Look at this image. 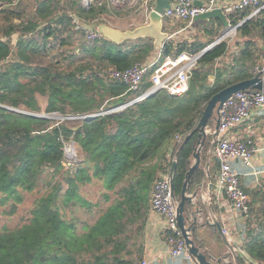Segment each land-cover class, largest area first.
I'll use <instances>...</instances> for the list:
<instances>
[{
	"label": "trees",
	"instance_id": "16d2710c",
	"mask_svg": "<svg viewBox=\"0 0 264 264\" xmlns=\"http://www.w3.org/2000/svg\"><path fill=\"white\" fill-rule=\"evenodd\" d=\"M23 1L0 0L6 4L0 10L1 201L20 202L21 191L35 189L46 171L52 178L46 180L49 191L31 207L29 221L0 232V264H138L128 250L127 227L144 217L155 183L170 175L175 158L173 192L180 199L197 145L195 128L208 101L219 90L253 78L264 59V8L249 19L252 7L227 15L231 26L247 19L236 30L231 61L216 67L229 51L228 42L216 44L199 59L183 95L161 90L120 112L72 119L132 100L127 86L106 77L103 69L125 70L158 55L161 63L182 52L199 53L224 26L217 19L193 21L212 39L201 43L170 38L155 50L149 38L122 44L104 37L88 41L74 30L73 16L112 24L106 18L113 12L111 0H98L88 8L83 0H33L31 13ZM170 22L166 18L164 28L174 34ZM151 72L143 90L150 86ZM38 95L47 97V113L59 112L65 120L53 122L9 109L40 114ZM71 141L83 158L68 168L64 148ZM208 147L205 144L192 185L204 177ZM57 175L61 182L54 180ZM93 181L100 182L109 204L89 222L79 211L90 214L92 204L79 190ZM253 212L256 227L243 247L264 263V205L257 211L251 205Z\"/></svg>",
	"mask_w": 264,
	"mask_h": 264
},
{
	"label": "built area",
	"instance_id": "2783aa9c",
	"mask_svg": "<svg viewBox=\"0 0 264 264\" xmlns=\"http://www.w3.org/2000/svg\"><path fill=\"white\" fill-rule=\"evenodd\" d=\"M19 0H13L17 3ZM98 0H83L85 7H89ZM142 3L150 11L155 8L153 0H134ZM155 2V1H154ZM153 2V3H154ZM201 2L199 6L196 3ZM263 0H228L221 6L218 0H173L169 8L162 12L164 21L168 18L171 21L192 22L194 18L202 13L208 12L215 7H220L226 16L230 13L240 11L246 7L254 8L253 16L264 8ZM6 4L0 2V10ZM73 28L78 32H83L88 41H97L103 38L102 33L91 28L83 19L78 16L72 18ZM199 53L182 52L178 56H168L159 63L160 55L148 59L143 63H135L132 67L125 70L109 68L103 74L111 80L123 82L131 92L133 98L131 101L113 107L102 113L88 114L72 119H87L97 117L107 113H116L124 110L133 103L142 101L153 94L163 90L171 95H183L189 89L190 79L193 70L196 68L199 59ZM156 65V67H155ZM151 72L149 77L150 86L143 90L145 78ZM255 75L264 73V59L254 69ZM252 110L264 111V92L262 91H240L229 97L222 105L219 113V129L215 144V157L219 160V171L217 185L225 194L233 208L239 211L243 216H250L251 198L242 188L238 174L232 168V160L238 159L244 165L251 166V160L258 148L255 140L246 138L242 140L234 139L228 136V131L240 125L249 116ZM73 141L65 145V167H73L77 163V151ZM179 199L174 195L171 187L170 176H162L154 185L150 207L153 212L166 220V231L168 233L167 242L170 246V253L173 257L184 256L191 264H199L195 258L188 252L183 233L178 226L177 205ZM223 235L228 244L235 243V237L223 227ZM241 241L236 244L234 253L244 264H264L258 260L252 259L245 251ZM235 257V255H234ZM236 259V258H235ZM234 259V260H235ZM228 264L229 260H225Z\"/></svg>",
	"mask_w": 264,
	"mask_h": 264
},
{
	"label": "crops",
	"instance_id": "0c3cea01",
	"mask_svg": "<svg viewBox=\"0 0 264 264\" xmlns=\"http://www.w3.org/2000/svg\"><path fill=\"white\" fill-rule=\"evenodd\" d=\"M170 1L173 2V0ZM227 1L218 0V4L221 6ZM111 3L114 7L113 10L117 11L124 6H127V9H133L135 12L141 10V22L144 24L148 22L150 10L142 3L134 2V0H111ZM215 25H217L216 22ZM113 27L125 30L122 26ZM222 65L216 64V67ZM212 80L213 78H211ZM213 122L215 123V121ZM213 126V123L209 124L208 130L213 131ZM227 134L234 139L252 138L256 142L258 150L251 160V166L244 165L238 159L232 160L231 164L233 170L238 174L242 188L251 198L252 209L257 211L264 205V111L252 110L245 121L229 130ZM204 149L205 146L202 148L201 154ZM203 163L204 173L208 169L210 178L203 183V189L200 190L197 197L193 198L194 209L189 203L186 204V210H193L199 218V227L195 232H192V238L209 260L211 258L222 259V264H224V261L228 259L229 263L234 262L236 264L234 253L226 246L217 228L210 226L207 221H210L211 214H214L223 227L235 237V243L231 245L235 247L240 241L244 243L245 240L250 239L249 233L256 227V214L253 212L250 216L245 217L233 208L217 185L220 164L215 156L208 159L206 153V159ZM201 180L191 186L190 194ZM210 183L213 184L211 190ZM144 214L142 219L129 224L127 227L128 250L132 257L137 259L138 264H191L184 256L173 257L171 255L170 246L167 242L166 220L152 211L150 202L147 204Z\"/></svg>",
	"mask_w": 264,
	"mask_h": 264
},
{
	"label": "water",
	"instance_id": "95a60500",
	"mask_svg": "<svg viewBox=\"0 0 264 264\" xmlns=\"http://www.w3.org/2000/svg\"><path fill=\"white\" fill-rule=\"evenodd\" d=\"M153 4L155 8L150 11L148 15L147 23L132 29H125V30L117 27H112L106 24H102L99 26V31L102 33L104 38L111 40L117 44H122L129 40H136L138 38H149L153 41L154 49L160 50L164 45V43L171 38L169 32L165 31L164 18L162 17L163 10L170 7L171 1L155 0ZM196 4L199 6L202 5L201 2H198ZM252 16L253 14H251L247 19H249ZM210 19H217L221 21L225 29H231V30H237V28L244 21L247 20L245 19L237 26H231L229 24L226 14L218 6L213 8L212 10H209L208 12L196 16L194 18V21L210 20ZM226 33L227 32H225L219 38V40L209 44L205 49H203L200 52V55L203 56L207 51H209L212 47L218 44L219 43L218 41H220L224 36H226ZM256 90L264 92V76L262 73L256 74L251 79L236 82L219 90L208 101L204 109L203 115L200 118L195 128V132L197 133V145L194 150L192 164L186 173L183 190L181 193V197L179 199V203L177 205V216H178L177 220H178V226L183 233V237L185 239L188 252L195 258V260L199 264H222L223 262L222 259L211 258V260H209V258L201 251V247L197 246L195 240H193L192 238V232H195L199 227V218L196 212H194L193 210L191 209L186 210V204L189 203L191 207L194 209L195 204L193 203V198L197 197L200 190L203 189L204 186L203 183L209 180L210 174L207 169L204 178L201 180V182L195 185V190L192 192V194H190V189L192 186V176L194 172L201 165V151L206 143L208 142L210 143V147L207 152L208 159L215 156L214 149H215L216 137L220 122L219 113L223 103L229 97H231L233 94L237 92L256 91ZM9 109L15 112L25 113L31 116L45 118L43 114H32L18 109H12V108ZM213 121H215V128L213 129V131H210L208 130V126L209 124L213 123ZM176 165H177V160L175 158L169 175L172 190H173V174ZM209 186L211 190L213 188V184L210 183ZM207 222L209 223L210 226L217 228L226 246H228L231 252L234 253V248L227 243L226 238L223 235V225L217 220L215 215L211 214L210 221ZM234 255H235L234 258H236L235 259L236 264H244L240 259H238V256L235 253Z\"/></svg>",
	"mask_w": 264,
	"mask_h": 264
},
{
	"label": "rangeland",
	"instance_id": "374dc122",
	"mask_svg": "<svg viewBox=\"0 0 264 264\" xmlns=\"http://www.w3.org/2000/svg\"><path fill=\"white\" fill-rule=\"evenodd\" d=\"M20 1V0H19ZM18 1V2H19ZM23 4L27 6V10L31 13L32 8H33V0H24ZM114 8V7H113ZM127 6H124L123 8H119L120 10H113L112 14L107 16V20L112 23V24H106L109 26H112L115 24L116 26H122L124 29H129V28H135L137 26L142 25L141 24V10L134 11L133 9H127ZM118 12V13H117ZM85 21V20H84ZM87 25H89L91 28H96L99 30V26L102 24H97L95 22H90V21H85ZM105 24V23H104ZM170 27L176 30L174 34H170L171 38H175L176 41H198L201 43H205L212 38L206 37L202 31L199 30V28L195 26V24L192 22H170ZM229 31V32H228ZM227 32L226 36H224L220 41H226L228 42L229 45V51L227 55L222 58L220 61H218L217 65L221 64H227L231 61L232 55L236 51V30H231V29H225V27L221 28L217 36L213 37L214 42L219 40V38ZM13 38H10L12 47H14V43L16 42V36H12ZM80 36H77V40H79ZM81 38V37H80ZM83 39V38H81ZM84 40V39H83ZM85 41V40H84ZM74 48L73 45L70 47L66 48H61L58 49L56 52L64 51L66 49H72ZM4 65V64H3ZM2 65V66H3ZM1 67V66H0ZM108 68L103 69L108 70ZM38 104L41 108L40 114H43L45 116V119H49L50 121H55V122H61L65 120V116H63L59 112H51L47 113L46 112V107H47V97L40 96L38 95ZM24 109V108H23ZM24 114V113H23ZM214 126L215 123L213 122ZM213 126V128H215ZM76 147L77 151V162L82 160V152L77 144L74 145ZM43 180L39 181L37 187L33 189L32 191H21V201L20 202H15L14 200H9L8 203H2L1 198H0V232L4 231H12L15 229L20 228L23 224L27 223L30 218V209L34 205L35 201L40 198L42 195L47 193L50 189V186L46 183L51 180L52 176L49 173V171H46L43 176ZM62 179V176L57 175L56 178L54 179L57 182H61L60 180ZM49 183V182H48ZM67 185H65L66 187ZM81 196L85 198L86 200H89L92 204V211L90 214L85 213L84 211H87L86 209H81L79 211V215L83 217H87V220L89 222H93L96 217L99 215L101 212V209H104L105 207L108 206L109 201L105 200L103 197L104 190L102 189V186L99 181H93L90 183H87L83 186L80 187L79 190Z\"/></svg>",
	"mask_w": 264,
	"mask_h": 264
},
{
	"label": "bare ground",
	"instance_id": "6f19581e",
	"mask_svg": "<svg viewBox=\"0 0 264 264\" xmlns=\"http://www.w3.org/2000/svg\"><path fill=\"white\" fill-rule=\"evenodd\" d=\"M229 32V31H228ZM227 34V33H226Z\"/></svg>",
	"mask_w": 264,
	"mask_h": 264
}]
</instances>
